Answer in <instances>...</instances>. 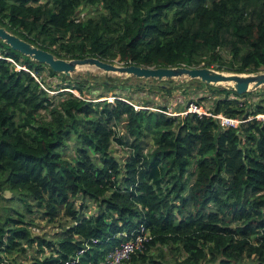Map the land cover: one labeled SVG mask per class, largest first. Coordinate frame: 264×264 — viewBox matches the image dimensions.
I'll return each mask as SVG.
<instances>
[{
    "label": "trees",
    "instance_id": "1",
    "mask_svg": "<svg viewBox=\"0 0 264 264\" xmlns=\"http://www.w3.org/2000/svg\"><path fill=\"white\" fill-rule=\"evenodd\" d=\"M88 7L95 14L80 18ZM0 26L67 60L264 68V0H0ZM44 68L66 82L55 93L43 85ZM204 86L211 97L201 112L153 110L125 88L98 99L106 95L85 78L0 39V197L17 192L29 215L7 208L0 252L23 256L34 246L26 264H103L148 232L124 264H167L149 255L156 246L181 264H264V95ZM34 212L57 227L52 236L32 235Z\"/></svg>",
    "mask_w": 264,
    "mask_h": 264
},
{
    "label": "rangeland",
    "instance_id": "2",
    "mask_svg": "<svg viewBox=\"0 0 264 264\" xmlns=\"http://www.w3.org/2000/svg\"><path fill=\"white\" fill-rule=\"evenodd\" d=\"M93 15L95 14L94 8L88 7L85 9H81L79 12V17L84 18L85 15ZM112 63L116 65H126L124 62H120L118 59H115L112 61ZM215 65L212 64L211 68H214ZM86 71H89L90 74L86 75ZM223 73L230 74L231 72L228 71H221ZM264 72V68L259 70L255 73ZM240 74H247V73H240ZM253 74V73H251ZM68 77L80 80L85 78L88 82V85L94 92H100L106 95L105 97L102 96L98 99H109L112 100L113 93L122 92V89H127L130 93H133L134 96H137L139 98L144 97L145 100L149 101L151 103V107L153 110H156L157 107L160 106H166L167 112L171 114H183V110L187 108V110H191L192 108H196L199 112L205 111L209 107V98L211 97V93L209 92V89L204 86V84H201L202 82H197V79H189L185 77H181L179 79L172 78V79H144V78H137L132 75H126L121 74L118 72H107L104 71L94 65H86V66H78L74 72H71ZM41 78L45 80L44 87L47 88L50 86V92L55 93L57 92L55 89L59 88L60 86L64 85L66 82L62 81L59 77H53L49 76L47 74V69L44 68L41 71ZM111 80V86H108L109 88L103 89L99 83H101L104 80ZM142 90H135V87H141ZM215 86H224L229 87L230 84L226 83H219ZM101 87V88H99ZM71 90L75 95H79L78 91L67 88L65 90L69 91ZM166 89V90H164ZM64 90V89H60ZM260 91L261 96L264 95V84L256 89H250L249 91ZM49 91V90H48ZM83 96L88 99H93L94 96L89 94L88 91L84 90ZM201 97H207V99H204L201 101L200 106H197L195 102H191V100H197ZM259 95H251V100L255 102ZM97 100V99H96ZM139 100V99H138ZM134 103V102H133ZM135 105L138 103H134ZM190 105V107L188 106ZM138 106V105H137ZM188 106V107H187ZM44 113V112H43ZM47 113V111H45ZM44 113V115H46ZM221 118V123L226 124L224 121V118L221 115H219ZM258 117H261V115H258ZM47 118V117H46ZM230 120L231 124H237V120ZM114 152L115 154L122 155V152L117 149L116 146H114ZM3 198L0 197V221L1 218L3 219L6 217V214L8 212V207L13 208L18 211V213H22L26 215V205L25 201L19 200L17 192L12 193L9 190H4L2 192ZM14 214V213H13ZM12 214V215H13ZM5 216V217H4ZM14 216H17L14 214ZM33 218L35 219L34 224L30 226V231L32 235H46L47 237L52 236V233L56 231L57 227L53 224L47 223L44 220H40L37 218L36 212L32 214ZM29 215L27 214L25 216V219L28 218ZM149 255L152 257H155L158 259L160 255L163 256V260L167 262V264H181V258L177 253H174V251L170 250L169 247H158L156 246L152 250H150ZM177 255V257H176ZM0 257L5 258L6 261L10 264H26L30 258L37 257L35 247H26V253L25 255H5L3 252H0ZM159 260V259H158Z\"/></svg>",
    "mask_w": 264,
    "mask_h": 264
},
{
    "label": "water",
    "instance_id": "3",
    "mask_svg": "<svg viewBox=\"0 0 264 264\" xmlns=\"http://www.w3.org/2000/svg\"><path fill=\"white\" fill-rule=\"evenodd\" d=\"M0 39L22 55L28 56L33 61L49 66L54 72L64 73L65 75H70L78 66L94 65L107 72H118L144 79L162 80L185 77L189 79H198L202 83L211 85L231 82L232 84H230L228 88L235 90L239 94L245 93L250 89H256L264 84V72H253V74L247 73L242 75L238 73H223L219 70L207 67H145L135 64L116 65L114 63L105 62L98 57L69 60L57 58L51 52L31 44L2 26H0ZM89 74L90 72L86 71V75Z\"/></svg>",
    "mask_w": 264,
    "mask_h": 264
},
{
    "label": "built area",
    "instance_id": "4",
    "mask_svg": "<svg viewBox=\"0 0 264 264\" xmlns=\"http://www.w3.org/2000/svg\"><path fill=\"white\" fill-rule=\"evenodd\" d=\"M135 108H139L135 106ZM191 110H196L192 108ZM198 111V110H196ZM226 124H231L230 120L224 119ZM150 238L148 232L136 235L134 240L126 241L120 245L119 248H116L114 251L110 252L103 264H124L130 259V256L138 250L142 249L143 242Z\"/></svg>",
    "mask_w": 264,
    "mask_h": 264
},
{
    "label": "bare ground",
    "instance_id": "5",
    "mask_svg": "<svg viewBox=\"0 0 264 264\" xmlns=\"http://www.w3.org/2000/svg\"><path fill=\"white\" fill-rule=\"evenodd\" d=\"M227 84V83H226ZM228 84H232L231 82H229Z\"/></svg>",
    "mask_w": 264,
    "mask_h": 264
}]
</instances>
